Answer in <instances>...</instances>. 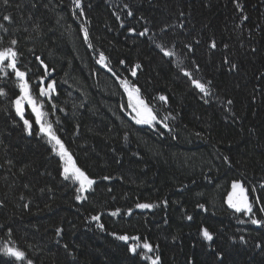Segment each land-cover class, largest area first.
<instances>
[{
  "label": "trees",
  "instance_id": "obj_1",
  "mask_svg": "<svg viewBox=\"0 0 264 264\" xmlns=\"http://www.w3.org/2000/svg\"><path fill=\"white\" fill-rule=\"evenodd\" d=\"M5 15L0 48L17 41L42 122L95 183L81 193L64 179L32 108L16 112L19 82L0 73V247L9 242L34 264H151L145 255L160 264H264V225L251 223L264 219V0H81L80 8L0 0ZM41 77L45 88L55 81L49 96L39 95ZM192 78L211 81L210 94ZM124 79L157 121L168 117V129L132 121ZM233 181L250 202L259 198L253 213L226 205ZM145 241L153 252L130 251ZM0 264L26 261L0 252Z\"/></svg>",
  "mask_w": 264,
  "mask_h": 264
},
{
  "label": "snow or ice",
  "instance_id": "obj_2",
  "mask_svg": "<svg viewBox=\"0 0 264 264\" xmlns=\"http://www.w3.org/2000/svg\"><path fill=\"white\" fill-rule=\"evenodd\" d=\"M5 4L8 3V0H3ZM75 6L77 8L81 7V0H73ZM128 5H125V8H127ZM237 8L243 11L242 6L238 3ZM128 15H132V13L129 11ZM183 15V13H181ZM243 19H247L246 16L243 17ZM0 20L11 22L10 16H3L0 17ZM0 29H3L5 32H7V28H5L3 23H0ZM82 31L84 33V39L87 41L89 39V33L88 29L82 28ZM147 29L144 30V32H141L140 35L143 36L147 33ZM17 44V41L15 39L11 40L9 42L8 47L0 48V73H3L5 76H9L14 74L15 78L17 79L18 87L20 89V95L16 97V99L13 101V104L15 105V109L17 114L23 116V113L21 111V105L23 102H27L29 105H31L32 111L36 114V123L40 124V131L44 133L48 137L49 143L52 144V151L60 157V159L63 162V177L65 180H72L74 182H78L79 187L77 189V192H85L88 189L91 188V186L95 183V180L91 179L84 170H82L80 167L76 165V162L73 159L72 154L68 151L66 148L64 142L60 139V137L56 134V132L53 130V126L51 123H48L45 125L41 117L43 113L41 112L40 108L42 107V103L38 106V102L36 98L31 94V85L29 84V81L27 79L28 73L27 71H22L20 67H18V60H19V54L15 48V45ZM91 46V45H90ZM157 47H162L158 45ZM212 47H215V42L213 41ZM227 47V45H225ZM188 48L191 49V45H188ZM163 54L168 57H172L175 55L173 51L170 50H163ZM107 58L104 56V54L100 53V60L99 63L104 64L105 67H108L107 64L104 63V61ZM37 60H40L39 57H37ZM41 65L44 66L45 71L47 72V65L44 64L43 60H40ZM120 63H124V61H120ZM136 67H139V65H136ZM231 68L235 69L236 65L231 64ZM198 69V66H197ZM108 71L111 72L112 69L108 68ZM133 76L136 75L135 71H132L131 73ZM184 74L188 77H192V73L185 71ZM115 75V73H113ZM119 80L120 78L117 77ZM44 77L40 78V83H38L36 86L39 88V95L40 96H49L51 92L55 90V81H50L47 83V87H43ZM191 83L195 86V88L199 89L201 93H204L205 95H209V85L211 84V81L201 82L200 79L192 78ZM121 86L124 88V91L128 95V105L127 107L131 109L135 115L132 117L137 124H148L152 125L153 122H158L163 125L165 129L169 128L167 121L168 117H164L162 120L157 121V113L153 111V109L149 106L148 103H146L141 97H140V88L136 87L134 84H131L127 79L120 80ZM7 93L4 92L3 89H0V95H6ZM161 101H166L167 98L163 95L159 97ZM229 104L232 103L231 100L228 101ZM53 107H55L53 105ZM24 124L26 128L29 130V133L31 134V124L29 121L25 120ZM170 130V129H169ZM228 158L225 157V160ZM104 179H109V177H104ZM232 189L233 191L229 193V196L227 198V203L229 207L233 208L236 212H244V213H253V206L254 203H259V198L256 199L254 202H250L247 190L244 188V186L238 182L233 181L232 183ZM83 197L81 195H77L76 199L81 200ZM137 208L140 209H149L154 207L153 204L149 203H138L136 205ZM200 207H203L201 205ZM260 212H264V207H260ZM119 212V209H117L115 212L112 213V215H117ZM131 210H129V213ZM93 220H99V216H93ZM191 219V217H189ZM252 224L256 225H264V219H252ZM101 228H103V225H100ZM61 232V229H57V235H59ZM115 235V233H113ZM203 236L206 240L211 241L213 239V236L209 233L207 229L203 230ZM118 239L121 241L127 242L128 240H139V237H129L128 235H120L118 236ZM241 240H243V237H241ZM259 246V245H258ZM67 247V245H65ZM158 247V246H157ZM142 248L143 250H146L147 252H153V246L149 242L145 241L142 245L140 244H134L130 246V251L133 254H138L137 249ZM0 252H3L4 254L14 257L18 261H26V264H34L32 259H29L27 257V253L20 248L16 246H10L9 242H5L3 247H0ZM144 259L151 260V264H160V257L157 255L154 258L149 256H144Z\"/></svg>",
  "mask_w": 264,
  "mask_h": 264
},
{
  "label": "bare ground",
  "instance_id": "obj_3",
  "mask_svg": "<svg viewBox=\"0 0 264 264\" xmlns=\"http://www.w3.org/2000/svg\"><path fill=\"white\" fill-rule=\"evenodd\" d=\"M154 137H157V136H155V135H153ZM58 159H59V162H60V164L62 165L63 164V162H62V160L60 159V157L58 156ZM138 203H140V202H136L134 205H132L133 207L134 206H136ZM135 209H140V208H137V207H135Z\"/></svg>",
  "mask_w": 264,
  "mask_h": 264
},
{
  "label": "rangeland",
  "instance_id": "obj_4",
  "mask_svg": "<svg viewBox=\"0 0 264 264\" xmlns=\"http://www.w3.org/2000/svg\"><path fill=\"white\" fill-rule=\"evenodd\" d=\"M233 191V189L231 190V192ZM227 196H226V198H225V203H226V205L229 207V205H228V203H227ZM231 208V207H230Z\"/></svg>",
  "mask_w": 264,
  "mask_h": 264
}]
</instances>
